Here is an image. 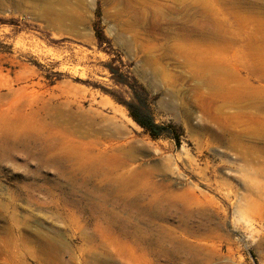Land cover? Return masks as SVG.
<instances>
[{
  "label": "rangeland",
  "instance_id": "obj_1",
  "mask_svg": "<svg viewBox=\"0 0 264 264\" xmlns=\"http://www.w3.org/2000/svg\"><path fill=\"white\" fill-rule=\"evenodd\" d=\"M0 264H264V0H0Z\"/></svg>",
  "mask_w": 264,
  "mask_h": 264
},
{
  "label": "trees",
  "instance_id": "obj_2",
  "mask_svg": "<svg viewBox=\"0 0 264 264\" xmlns=\"http://www.w3.org/2000/svg\"><path fill=\"white\" fill-rule=\"evenodd\" d=\"M97 38L99 41H103L104 38L99 30L97 31ZM108 69L115 82L129 89L130 99H119V102L126 107L135 123L142 127L152 137H158L164 134V132H172V128L174 127L171 124H158L155 121L150 109L148 93L134 77L129 76L112 64L108 66Z\"/></svg>",
  "mask_w": 264,
  "mask_h": 264
},
{
  "label": "bare ground",
  "instance_id": "obj_3",
  "mask_svg": "<svg viewBox=\"0 0 264 264\" xmlns=\"http://www.w3.org/2000/svg\"><path fill=\"white\" fill-rule=\"evenodd\" d=\"M25 127L26 125L22 127L16 120L6 122V128L10 133H21V131L25 129ZM240 147L242 148L241 145ZM114 156V154L106 153L105 151H97L95 153L94 151H92V153H87L85 151L76 154V158L78 159L79 163L82 166L84 165L83 167H85L87 170L98 175L109 176V179L116 183L115 186L117 190H125L135 180L138 172L136 169L129 168L125 173L117 174L115 172V167L120 163ZM125 164L127 165L126 162ZM123 171L125 170L123 169Z\"/></svg>",
  "mask_w": 264,
  "mask_h": 264
}]
</instances>
